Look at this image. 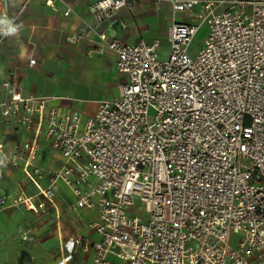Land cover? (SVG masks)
<instances>
[{
    "label": "built area",
    "instance_id": "built-area-1",
    "mask_svg": "<svg viewBox=\"0 0 264 264\" xmlns=\"http://www.w3.org/2000/svg\"><path fill=\"white\" fill-rule=\"evenodd\" d=\"M44 1L56 10L57 0ZM169 1L189 21L172 23L166 58L158 42L98 34L123 82L94 115L2 83L0 113L26 139L0 142V171L21 169L37 192L2 196L0 206L48 213L63 184L72 212L95 214L89 227L100 241L71 235L60 264L78 247L94 250L90 264H264V0ZM127 7L131 0H98L90 12L102 24ZM44 144L61 168L39 165Z\"/></svg>",
    "mask_w": 264,
    "mask_h": 264
},
{
    "label": "crops",
    "instance_id": "crops-1",
    "mask_svg": "<svg viewBox=\"0 0 264 264\" xmlns=\"http://www.w3.org/2000/svg\"><path fill=\"white\" fill-rule=\"evenodd\" d=\"M98 0H57L51 10L44 0H0V103L8 95L5 80L17 81L25 95L50 99L49 104L80 110L94 115L102 101L119 96L123 77L115 67L116 54L101 46L98 36L133 44L139 39L160 44L162 58L169 55V29L177 21H189V13L175 14L169 0H131L113 17L97 24L90 6ZM72 10L69 17L65 11ZM125 25V26H124ZM11 28L5 35L1 29ZM86 29L80 42L68 41L70 34ZM207 35L206 27L198 34L196 51ZM36 64L29 66L30 60ZM22 129L12 125L0 113V142L11 148L23 141ZM39 165L46 170L61 168L64 160L48 144L39 154ZM44 181L42 185L47 186ZM21 192H37L21 169L0 171V198ZM35 199V203H38ZM73 195L63 184L56 190L55 208L46 212H28L24 206H0V264H60L67 256L64 243L73 234L85 235L92 242L100 236L90 229L94 213L82 211L79 217L70 210ZM28 235L30 240H24ZM94 250L78 247L65 264H90Z\"/></svg>",
    "mask_w": 264,
    "mask_h": 264
},
{
    "label": "snow or ice",
    "instance_id": "snow-or-ice-1",
    "mask_svg": "<svg viewBox=\"0 0 264 264\" xmlns=\"http://www.w3.org/2000/svg\"><path fill=\"white\" fill-rule=\"evenodd\" d=\"M49 2H51V0H49Z\"/></svg>",
    "mask_w": 264,
    "mask_h": 264
}]
</instances>
